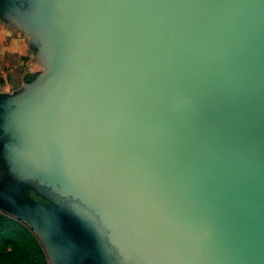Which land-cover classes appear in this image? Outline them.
Here are the masks:
<instances>
[{
  "label": "water",
  "instance_id": "95a60500",
  "mask_svg": "<svg viewBox=\"0 0 264 264\" xmlns=\"http://www.w3.org/2000/svg\"><path fill=\"white\" fill-rule=\"evenodd\" d=\"M40 70L0 91V211L49 264H264V0H0Z\"/></svg>",
  "mask_w": 264,
  "mask_h": 264
},
{
  "label": "crops",
  "instance_id": "0c3cea01",
  "mask_svg": "<svg viewBox=\"0 0 264 264\" xmlns=\"http://www.w3.org/2000/svg\"><path fill=\"white\" fill-rule=\"evenodd\" d=\"M40 70L28 39L0 21V91L12 93L23 84L25 75Z\"/></svg>",
  "mask_w": 264,
  "mask_h": 264
},
{
  "label": "trees",
  "instance_id": "16d2710c",
  "mask_svg": "<svg viewBox=\"0 0 264 264\" xmlns=\"http://www.w3.org/2000/svg\"><path fill=\"white\" fill-rule=\"evenodd\" d=\"M0 264H49L45 250L29 226L2 211Z\"/></svg>",
  "mask_w": 264,
  "mask_h": 264
}]
</instances>
